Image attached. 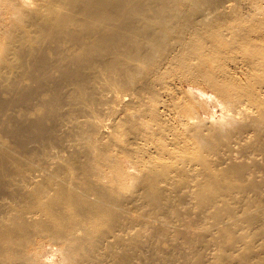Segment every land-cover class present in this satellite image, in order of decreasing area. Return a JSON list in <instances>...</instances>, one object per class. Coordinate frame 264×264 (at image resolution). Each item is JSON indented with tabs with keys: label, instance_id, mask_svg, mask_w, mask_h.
Masks as SVG:
<instances>
[{
	"label": "bare ground",
	"instance_id": "bare-ground-1",
	"mask_svg": "<svg viewBox=\"0 0 264 264\" xmlns=\"http://www.w3.org/2000/svg\"><path fill=\"white\" fill-rule=\"evenodd\" d=\"M0 264H264V6L0 0Z\"/></svg>",
	"mask_w": 264,
	"mask_h": 264
},
{
	"label": "rangeland",
	"instance_id": "rangeland-1",
	"mask_svg": "<svg viewBox=\"0 0 264 264\" xmlns=\"http://www.w3.org/2000/svg\"><path fill=\"white\" fill-rule=\"evenodd\" d=\"M250 1H252V2H254V1H257V2H259L261 5H263L264 6V0H250ZM248 14V12H245V15H247ZM209 111L208 112H206V114L204 115V117L206 118V120L208 121H212V120H214V119H216V118H219L220 116H222V109L221 108H219V107H215L213 104H210L209 106ZM214 111V112H213ZM211 112H213V114H211L210 115V113ZM208 113V114H207ZM217 113V114H216ZM220 113V114H219ZM207 115V116H206ZM209 115V116H208ZM213 115V116H212ZM217 115V116H216ZM219 116V117H218ZM211 117L213 118V119H211ZM211 119V120H210Z\"/></svg>",
	"mask_w": 264,
	"mask_h": 264
}]
</instances>
